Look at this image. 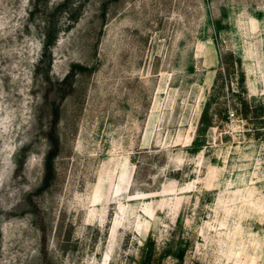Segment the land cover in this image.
<instances>
[{
  "label": "rangeland",
  "instance_id": "374dc122",
  "mask_svg": "<svg viewBox=\"0 0 264 264\" xmlns=\"http://www.w3.org/2000/svg\"><path fill=\"white\" fill-rule=\"evenodd\" d=\"M0 264H264V0H0Z\"/></svg>",
  "mask_w": 264,
  "mask_h": 264
},
{
  "label": "trees",
  "instance_id": "16d2710c",
  "mask_svg": "<svg viewBox=\"0 0 264 264\" xmlns=\"http://www.w3.org/2000/svg\"><path fill=\"white\" fill-rule=\"evenodd\" d=\"M230 55L233 56L232 53ZM237 62H238V64L241 65V60L239 58L237 59ZM227 69L229 70L230 66L227 67ZM242 79H243V73H242ZM209 105H210V103L207 102V106L205 107V109L202 112V115H201V118H200V121H199V124H198V128H197V133H199V134L201 133V131H205L208 127L213 125V122H214L213 118L209 117V113H208ZM53 157H54V154H52L47 159L48 174L46 176V184H49V182L51 181V179L53 177V172H52V160H53Z\"/></svg>",
  "mask_w": 264,
  "mask_h": 264
}]
</instances>
